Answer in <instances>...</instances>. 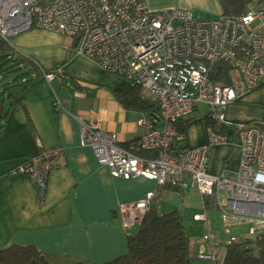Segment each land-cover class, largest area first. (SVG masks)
<instances>
[{
    "label": "built area",
    "instance_id": "2783aa9c",
    "mask_svg": "<svg viewBox=\"0 0 264 264\" xmlns=\"http://www.w3.org/2000/svg\"><path fill=\"white\" fill-rule=\"evenodd\" d=\"M36 27L81 36V54L138 85L158 104L159 116L139 119L146 131L130 149L119 144L116 132L80 120L82 145L93 148L112 176H145L159 185L215 195L226 222L227 244L239 240L232 234L231 221L253 223L251 235L264 232V116L251 124H236L241 159L234 175L208 171L212 148L228 142L222 127L235 124L227 120L229 105L264 80V0L250 5L245 14L213 19H198L180 8L151 10L145 0H0L1 40L10 43L13 36ZM218 63L226 66L219 76L224 73L228 81L213 79ZM54 75L45 72L47 79ZM200 103L210 107L208 142L181 149L185 137L177 124ZM139 149L155 150L156 156L141 157L135 152ZM61 152V148L44 150L13 172L31 177L42 202ZM153 196L149 192L119 205L125 228L141 222ZM196 219L205 221L206 215ZM227 244L206 248L193 243V255L223 264Z\"/></svg>",
    "mask_w": 264,
    "mask_h": 264
},
{
    "label": "crops",
    "instance_id": "0c3cea01",
    "mask_svg": "<svg viewBox=\"0 0 264 264\" xmlns=\"http://www.w3.org/2000/svg\"><path fill=\"white\" fill-rule=\"evenodd\" d=\"M145 1L155 11L180 8L193 14L194 10L212 6L213 14H223L219 0ZM10 41L18 54L33 61L40 70L55 75L47 79L45 73L35 74L27 86L13 91L8 114L1 119L0 249L12 244L34 245L53 264L81 260L101 264L124 254L131 230L124 226L119 205L152 192V206L163 185L145 176H112L109 167L98 161L93 148L82 145L80 120L116 132L119 144L130 149L146 131L138 124L139 119L149 115L126 108L115 97L112 86L118 75L113 79L110 72L81 54V36L36 27ZM263 84L264 80L253 89ZM233 105L234 102L226 114L227 120L235 123ZM194 112L179 121L194 116L185 128L184 149L208 142L207 114L196 116L198 107ZM231 140L232 136L227 143L212 148L210 173L218 174L228 167L235 171L227 172L235 174L241 149L235 153L234 164L225 161L229 159L225 154ZM52 148H61L62 152L49 173L42 202L41 190L31 177L13 172Z\"/></svg>",
    "mask_w": 264,
    "mask_h": 264
},
{
    "label": "trees",
    "instance_id": "16d2710c",
    "mask_svg": "<svg viewBox=\"0 0 264 264\" xmlns=\"http://www.w3.org/2000/svg\"><path fill=\"white\" fill-rule=\"evenodd\" d=\"M223 14L239 16L245 14L250 5L257 0H219ZM3 65H7L4 69ZM226 66L218 63L213 66V79L225 80L219 72ZM3 69V70H2ZM18 72L17 76L5 81L11 72ZM0 128L1 119L6 118L8 110L5 109L6 97L11 99L13 91L25 87L34 77L45 73L30 59L18 54L12 45L0 39ZM36 74V76H34ZM2 89V91H1ZM112 91L115 97L128 109H135L149 116H159V106L156 102L144 96L141 88L122 77L113 83ZM195 111V110H194ZM195 113V112H194ZM193 113V114H194ZM194 116L177 124L182 133ZM209 124L212 120L207 113ZM182 121V120H181ZM229 126H223L222 131L227 133ZM237 128V125H235ZM129 146V145H128ZM126 146V147H128ZM184 149V143L180 144ZM141 157H155V150H135ZM169 187H173L168 185ZM177 188V187H176ZM178 189V188H177ZM206 205L217 207L215 200L206 199ZM153 198L150 200L152 202ZM131 230V228H129ZM193 242L189 237L183 223L181 211L174 209L169 212H158L148 203V209L143 215L136 232L127 235V251L109 261L101 264H190L195 260L192 251ZM0 264H53L34 245L12 244L0 249ZM73 264H90L86 261H77ZM223 264H264V232L256 234L254 238H246L227 244V254Z\"/></svg>",
    "mask_w": 264,
    "mask_h": 264
},
{
    "label": "rangeland",
    "instance_id": "374dc122",
    "mask_svg": "<svg viewBox=\"0 0 264 264\" xmlns=\"http://www.w3.org/2000/svg\"><path fill=\"white\" fill-rule=\"evenodd\" d=\"M214 8L210 6L209 8H202V10H194L193 14L195 18L198 19H212L218 17ZM259 21L257 20L252 24V27H255ZM11 42V41H10ZM12 43V42H11ZM7 65H3V69ZM2 69V70H3ZM1 73V72H0ZM11 76L6 78L5 81H8L10 78L17 76L18 72H11ZM113 79H115L116 74L109 73ZM2 75L0 74V79ZM2 91V89H1ZM6 106L5 109H8V97H6ZM199 113L196 116H201L209 113L210 107L205 103H200L198 105ZM264 116V84L260 87L253 89L252 91L246 93L245 95L239 97L234 101L233 105V122L251 124L256 122V119H261ZM232 121V120H231ZM236 124H232L228 128L229 138L232 136V144L227 146V158L225 161L228 163L234 164L235 153L240 149V145L237 141V128ZM226 171H235L232 168H224ZM167 187V188H166ZM161 194L158 195L154 200L153 206L158 212H169L174 209L181 211L183 216V223L186 228V231L191 238L192 242L196 244L200 242L207 248L208 244H213L215 246L227 244L229 237L225 232L226 222L223 219L220 209H218V201L215 195L213 196H204L196 189H190L187 191L179 190L176 187L161 186ZM215 200L217 207H212L206 205L205 199ZM206 215V220H197L196 216ZM231 221V231L232 234L237 236L238 239L244 240L246 238H254L255 235H251L249 232L250 227L253 223H248L246 220ZM138 222L131 227V232L134 233L138 229ZM205 236H209V240H204ZM215 249V248H214ZM198 262V263H197ZM190 264H210L207 261L201 260H192Z\"/></svg>",
    "mask_w": 264,
    "mask_h": 264
}]
</instances>
